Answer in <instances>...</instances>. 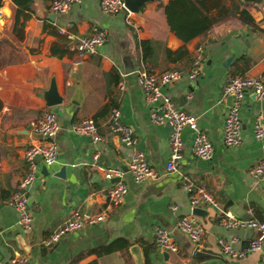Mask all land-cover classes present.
Returning a JSON list of instances; mask_svg holds the SVG:
<instances>
[{
	"label": "crops",
	"instance_id": "0c3cea01",
	"mask_svg": "<svg viewBox=\"0 0 264 264\" xmlns=\"http://www.w3.org/2000/svg\"><path fill=\"white\" fill-rule=\"evenodd\" d=\"M50 1L32 0L23 37L18 39L12 31L15 7L11 0H0V262L14 253L25 252L28 264H134L127 248L137 244L144 264H264V245L257 251L242 249L244 254L240 257L221 253L217 239L235 236L237 242L233 247L240 249L245 229L223 228L219 224L222 214L211 207L202 208L206 211L202 218L194 215L202 229L197 243H192L176 226L179 217L191 214L186 194L179 186V174L188 176L196 186L204 185L219 203L221 212L241 219H264V184L247 172L264 157V137L255 139L251 130L255 116L264 119V93L258 98L251 90L244 92L239 109L241 141L234 147L221 143V123L228 102L225 98L219 101L223 77L233 74L234 62L240 56L248 60V66L243 68L237 62L234 74L243 72L242 75L260 77L264 82V1L257 9H249L256 24L250 25L254 31L246 29V24L226 19L206 34L214 38L207 45L203 44L206 35L183 44L169 31L161 7L167 0L146 2L140 6L139 14L131 13L130 24L122 13H102L98 0H80L51 20L47 17ZM91 23L106 31V41L95 54L71 66L69 52L60 56L49 53L51 45L65 47L70 37L84 33ZM56 28L65 32L58 34ZM136 38L150 40L155 48L153 65L147 71L171 67L186 71L193 48L197 44L203 46L198 76L188 80L183 75L160 90L177 107L197 116V127L211 143L208 159L191 153L188 133L182 157L175 163L178 172L164 170L168 126L153 125L148 120V106L142 101L136 78L137 71H146ZM182 45L188 52L186 59L172 61L164 56L165 48L174 51ZM228 55L232 56L231 61L223 68L221 61ZM108 73H117V81ZM51 78L62 101L46 107L39 93L48 87ZM75 87L79 88V105L69 102ZM110 99L119 110L120 122L132 128L136 148L158 173L156 179L132 182L127 167L131 149L122 146L116 136L107 134ZM44 108L56 117L57 159L45 166V176L40 173L43 164L36 159L38 177L27 193L31 228L28 234H20L13 225L15 215L6 200L24 172L22 150L32 138L28 123ZM85 116L93 118L103 138L101 142L92 144L86 136L69 131L71 122ZM60 167L64 168L63 178L52 176ZM106 169L122 174L115 177L127 186L122 200L108 206L103 221L65 233L51 246L41 245L40 241L73 211L91 214L107 207L104 189L116 181L103 177ZM155 226L171 232L178 252L165 251L164 257L163 251L154 246ZM16 235L22 238L25 250L19 248ZM251 236L252 233L249 240ZM117 239L127 242L125 252L120 249L97 253L98 248Z\"/></svg>",
	"mask_w": 264,
	"mask_h": 264
},
{
	"label": "built area",
	"instance_id": "2783aa9c",
	"mask_svg": "<svg viewBox=\"0 0 264 264\" xmlns=\"http://www.w3.org/2000/svg\"><path fill=\"white\" fill-rule=\"evenodd\" d=\"M80 0H51L48 4L50 12L63 14ZM100 11L107 15L122 13L127 23L131 13L124 7L122 0H98ZM63 28H56V33L63 34ZM106 41V31L96 23H91L84 33L70 37L66 42L65 49L72 56L71 66L79 65L86 57L96 53L97 49ZM203 57V46L197 44L192 52L189 66L186 71L171 67L161 71H137V82L141 92V98L148 106L147 116L150 124L168 126L167 148L168 159L164 164L166 172H178L175 166L177 160L182 157L183 141L179 132L183 126L189 127L191 132L190 151L200 159H208L211 156V143L205 133L197 127V116L177 107L171 98L160 89L169 86L179 80L183 75L188 80H194L199 74V68ZM119 89L122 85L119 84ZM246 90H251L255 96L260 98L264 93V84L260 77L227 73L223 77L219 101L226 96L230 97L229 104L224 112L221 123V143L225 147L237 146L241 141V123L239 109ZM120 114L116 107L109 109L105 126L107 134L117 137L118 142L131 149L128 160V172L133 183L140 184L152 181L158 177V173L147 163L143 152L136 148L137 138L131 127L124 125L119 120ZM263 118L255 116L252 124V135L255 139L264 137ZM57 130L55 114L44 108L28 123V132L40 134V138H31L30 142L22 150L24 172L19 179L16 189L6 200L7 206L13 211L14 227L20 234H28L31 228V218L27 211V193L38 177V166L36 159L45 165H51L57 159V145L54 135ZM69 131L73 134L83 135L89 138L92 144L102 141L92 117L85 116L71 122ZM97 151L94 153V158ZM248 174L264 184V157L253 163L247 170ZM122 174L114 169L103 170V177L111 179L121 177ZM179 186L186 194L188 204L191 208H213L220 213L219 224L226 229L240 228L251 229L252 236L249 240L247 250L257 251L264 245V219L246 218L241 219L228 213L221 212L219 203L204 185L196 186L186 175L179 174ZM127 186L120 180L111 183L104 189V197L109 203L106 208L96 213L84 214L73 211L60 225L49 235L40 241L43 246L53 245L63 234L79 230L85 225H91L103 221L106 218L108 206L119 203L125 193ZM177 228L192 242L197 243L202 234L201 225L194 215L187 214L178 218ZM153 244L161 251L176 253L178 247L175 244L171 232L163 226H155L152 230ZM221 253L230 257H240L244 250L236 249L233 243L237 242L235 236L224 240L217 239ZM28 256L25 252L14 253L0 264H28Z\"/></svg>",
	"mask_w": 264,
	"mask_h": 264
},
{
	"label": "trees",
	"instance_id": "16d2710c",
	"mask_svg": "<svg viewBox=\"0 0 264 264\" xmlns=\"http://www.w3.org/2000/svg\"><path fill=\"white\" fill-rule=\"evenodd\" d=\"M11 1L15 7L12 19V31L16 38L21 39L23 37L24 22L29 18L31 13L32 0ZM262 1L264 0H228V4H226L224 0H220L217 4L214 3L215 5L209 6L206 0H167L161 7L167 28L184 44L193 37H204L214 26L223 23L226 19L256 27L249 9H257ZM135 44L140 49L143 67L146 69L145 72H150L147 70L150 68V65H153L151 57L155 54L154 46L150 40L137 38L135 39ZM65 52V47L57 44L51 45L49 48L51 55L60 56ZM163 54L172 61L183 60L188 56L184 45L174 51L165 48ZM237 62L243 65V68L248 66V60L244 56H240L234 62L233 74L237 70L235 65ZM236 73L239 75L243 74V72L239 71ZM107 75L111 76L114 82L118 79L117 73L114 75L108 73ZM108 104L111 107L115 106L113 99H110ZM126 246L127 242L125 240L117 239L98 248L97 253H109L120 249L125 252Z\"/></svg>",
	"mask_w": 264,
	"mask_h": 264
},
{
	"label": "water",
	"instance_id": "95a60500",
	"mask_svg": "<svg viewBox=\"0 0 264 264\" xmlns=\"http://www.w3.org/2000/svg\"><path fill=\"white\" fill-rule=\"evenodd\" d=\"M149 1H152V0H122L123 5L127 9V11H129L130 13H133V14H139L140 13V6H142L143 4H145L146 2H149ZM54 16H55V13L50 12L47 17L52 20L54 18ZM245 28L250 30V31H254V29L250 25L246 24ZM213 41H214L213 36L211 34H208V35H206L205 40L203 41V44L207 45V44L213 43ZM231 58H232V56L228 55L221 61V65L223 68H227L229 62L231 61ZM130 70L131 69L126 70V71H130ZM261 81L264 84L262 79H261ZM39 95L42 98L44 105L46 107H52V106L58 105L62 101L61 96H59L57 93V90H56V87H55V84H54V81L52 78L49 81L48 87L44 90H41ZM225 100L229 104L230 97L226 96ZM69 102L74 104V105H79L80 95H79V88L78 87L74 88L72 95H71V98L69 99ZM262 122L264 125V119ZM191 132H192V130L189 127L183 126L179 132L180 139L182 141H184L185 136ZM30 136L32 138H40L41 137L40 134L34 133V132H31ZM40 173L43 176L48 174V172L46 171L45 165H42L40 167ZM52 176L63 178L64 168L60 167L56 172L52 173ZM117 180H118V178L114 177V178H112L111 181H117ZM190 213L192 215H195L197 217L202 218L205 215L206 211L202 208L193 207V208H191ZM85 214H87V212H85ZM251 233H252L251 229H245V235L243 236L242 240L240 241V249H246L248 247L249 237H250ZM16 238L19 242V248L25 250L26 246H24L22 238L19 235H16ZM127 251L129 253V255L131 256L134 264H144L142 252H141V250L137 244H131L130 246H128ZM198 253H199V251H195V254H198ZM162 255L165 257V251H163Z\"/></svg>",
	"mask_w": 264,
	"mask_h": 264
},
{
	"label": "rangeland",
	"instance_id": "374dc122",
	"mask_svg": "<svg viewBox=\"0 0 264 264\" xmlns=\"http://www.w3.org/2000/svg\"><path fill=\"white\" fill-rule=\"evenodd\" d=\"M220 1V0H206V3L209 5V6H212V5H215L217 4V2ZM228 0H224L225 3H227ZM215 3V4H214Z\"/></svg>",
	"mask_w": 264,
	"mask_h": 264
}]
</instances>
